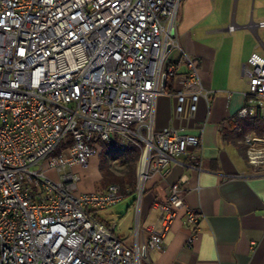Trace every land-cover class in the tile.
Wrapping results in <instances>:
<instances>
[{"label": "built area", "instance_id": "2783aa9c", "mask_svg": "<svg viewBox=\"0 0 264 264\" xmlns=\"http://www.w3.org/2000/svg\"><path fill=\"white\" fill-rule=\"evenodd\" d=\"M181 1L0 0V264H155L149 253L164 251L181 207L192 244L197 211L184 205L179 182L157 205L159 230L145 237L138 217L147 182L200 144L198 135L152 129L158 94H174L179 116L209 94L177 38ZM243 72L239 118L264 106V56L252 52ZM115 141L140 149L133 186L79 191L74 167ZM240 143L264 172V136L244 133ZM128 194L137 210L132 243L94 214Z\"/></svg>", "mask_w": 264, "mask_h": 264}, {"label": "crops", "instance_id": "0c3cea01", "mask_svg": "<svg viewBox=\"0 0 264 264\" xmlns=\"http://www.w3.org/2000/svg\"><path fill=\"white\" fill-rule=\"evenodd\" d=\"M235 7L236 0H182L177 12V38L194 58L209 94L190 116L176 114L172 92L154 101V132L173 128L200 137L197 147L174 157L147 182L141 197L138 217L145 237L160 229L157 205L166 201L173 183L179 182L184 205L197 211L192 244L181 207L165 232L164 251L149 253L155 264H264V172L247 163L240 143L244 133L264 136V106H256L252 115H237L247 90L243 65L252 52L264 56V33L258 32L264 26L257 25L264 19L238 24ZM232 22L236 28L228 31ZM178 68L183 70L181 64ZM101 220L133 242L134 235L117 233Z\"/></svg>", "mask_w": 264, "mask_h": 264}, {"label": "rangeland", "instance_id": "374dc122", "mask_svg": "<svg viewBox=\"0 0 264 264\" xmlns=\"http://www.w3.org/2000/svg\"><path fill=\"white\" fill-rule=\"evenodd\" d=\"M236 23H249L251 20L257 22L261 18L264 19V0H236ZM260 36L264 33V28L258 30ZM109 144V145H108ZM107 146H102L101 153L97 156H93L89 159L88 165L81 167L75 166L74 170L79 174L80 181L78 183L79 191H99L111 181L102 182V174L99 171V162L101 158L107 160L109 170L116 176L126 177L128 171V165L122 161V154L119 148L123 146L115 141L114 143H108ZM111 145V146H110ZM107 147V148H106ZM111 148L109 152L104 153L107 149ZM118 147V148H117ZM116 159L120 168H115L110 165L111 161ZM48 174L55 176L53 171L48 170ZM130 185L127 181L125 185ZM134 194H128L123 200L117 204L106 208L104 210H96L95 216L99 219L108 220L115 228V231L120 234H124L131 238L134 235L135 223L133 214V203L131 198ZM131 201V202H130Z\"/></svg>", "mask_w": 264, "mask_h": 264}, {"label": "trees", "instance_id": "16d2710c", "mask_svg": "<svg viewBox=\"0 0 264 264\" xmlns=\"http://www.w3.org/2000/svg\"><path fill=\"white\" fill-rule=\"evenodd\" d=\"M171 88L172 86H169L167 89L171 90ZM103 146L105 147L107 146V144L103 143ZM111 148L107 149L104 153L109 152ZM119 150L121 151V154H122V161L128 165V171L126 172V177H119V176L114 175L109 170L108 166H106L107 160H105V158H101L99 162V171L102 174L101 180L102 182H108V181L116 182L122 188L125 186L126 181L130 183L129 186H133L134 181H135V163L139 157L140 149L136 145L131 144L127 147L119 148Z\"/></svg>", "mask_w": 264, "mask_h": 264}]
</instances>
